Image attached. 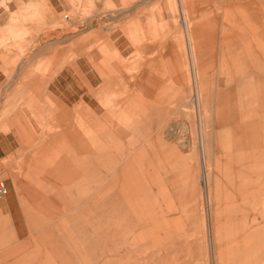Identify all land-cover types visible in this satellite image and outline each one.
Wrapping results in <instances>:
<instances>
[{"label": "rangeland", "instance_id": "1", "mask_svg": "<svg viewBox=\"0 0 264 264\" xmlns=\"http://www.w3.org/2000/svg\"><path fill=\"white\" fill-rule=\"evenodd\" d=\"M181 1L0 0V50L18 51L0 131L19 132L0 159V264H264V0ZM248 24L232 72L221 36ZM71 121L80 160L53 178L36 150ZM56 140L42 163L70 161Z\"/></svg>", "mask_w": 264, "mask_h": 264}, {"label": "crops", "instance_id": "2", "mask_svg": "<svg viewBox=\"0 0 264 264\" xmlns=\"http://www.w3.org/2000/svg\"><path fill=\"white\" fill-rule=\"evenodd\" d=\"M192 2H193V0H182L181 1V8L184 9V10L187 9ZM228 13H229V10H226L225 16L231 17V16L228 15ZM253 17L257 18L258 16L256 15V16H253ZM231 20H233V19H231ZM254 20H256L254 26L257 27V25H258L257 24V19H254ZM232 22L233 21H229V23H231V25L233 26ZM2 25L3 24H0V26H2ZM232 26H230L229 30L225 29L223 35L221 36V41L222 40L224 41L223 42L224 46L221 47V51L220 52H221V56H222V54L225 55V58H226L225 64H229L230 63V61L227 60V56L228 55H230V57H233L236 62H234V60L232 58H229V60L231 59V61H232L231 63L235 67H231L232 68L231 70L224 68V70H226V71L230 70L232 72L233 71L234 72L235 71L243 72L245 70V68H243V65H241L239 67H237V65L245 63V56H246L247 52H245V53L244 52L237 53L236 51L229 52L228 49L229 48H233V49L236 50V48L249 47V45L247 43L244 45L242 41L245 40V39L246 40L248 39L246 36H247V34H248V32H249V30L251 28H249V24L248 25H239L238 27H236V26L232 27ZM206 29L209 32H211L212 31L211 30L212 26H208V27H206ZM212 34H213V31H212ZM212 37L213 36L208 33V38L212 39ZM28 39L36 40L38 42V44L40 45V40L42 39V36L40 34L36 35V33H34L32 35V37H29ZM198 41L200 42V40H198ZM254 46L257 48L258 44L254 43ZM251 47L254 48L253 44L251 45ZM42 51H48V49L47 48L46 49H40L38 47H35L32 50H28V52H27L28 59H27V61H21L20 62L21 65H19V67H17V70H16L17 73L24 69L25 66H23V65L34 64L37 61V59L40 57ZM197 52H198V50L194 54H197ZM16 55L18 56V51H15L13 49H7L6 51L5 50H0V56L6 57L4 59V61H3V63L0 62V66L4 65V64H9L13 60V57L16 56ZM169 56L170 55L168 53H163L162 57L160 59H158L157 61L155 60V61L148 62L147 63L148 67H146V72H149V71L151 72V71H154L155 69L156 70H160V69H157V68H153L154 64L158 67V65L160 66V64H163L165 62L168 63V57ZM192 57H195V56L192 55ZM222 62H224V61H222ZM148 69H150V70H148ZM169 69L170 68H168V67H164L163 68V70H165V71H168ZM142 70L144 71V69H142ZM171 70H172V68H171ZM0 79H3L1 74H0ZM84 100L86 101V96L85 95L80 97L79 103L80 104L85 103ZM68 103L71 104L72 100H69ZM71 128H72V121L67 126V128L63 129L61 132L49 135L50 137L45 135L46 137H44L43 139H41L39 141L40 142V145H39L40 147L37 148V150H36L38 156H36V159H35V160H37V162L39 164V169H42V168L50 169V167L54 168L56 166L57 162H59L60 158L62 157V154H61L62 151L65 152L66 148L64 150L62 148H61V150H60V148L57 149L56 151H58V152L56 153V155H54L52 157V159L50 160V162H47V163H42L41 162L42 159L44 158L43 154H44V152H46L48 147L51 145V141L54 142V143H57L56 139H52L53 136H57L58 138L63 137L65 139L68 136L69 132L71 131ZM8 129H9V131L6 132V133L0 131V159L3 158L5 155H8L10 152H13L16 149V146H17V144L15 143L13 137L16 136V135H19V132H17L18 128L10 127ZM48 140H50V141H48ZM39 173L43 174L44 172H39ZM55 175H57V173H55ZM14 180L15 179L13 178V181ZM16 181H17V179H16ZM18 181H19V179H18ZM22 182L23 181H21V183Z\"/></svg>", "mask_w": 264, "mask_h": 264}, {"label": "bare ground", "instance_id": "3", "mask_svg": "<svg viewBox=\"0 0 264 264\" xmlns=\"http://www.w3.org/2000/svg\"><path fill=\"white\" fill-rule=\"evenodd\" d=\"M68 16V15H67ZM89 24V23H88ZM83 25H85V24H83ZM88 27H89V25H88ZM235 29V28H234ZM199 41H197V44H198V46H199ZM202 43V42H201ZM230 50V51H229ZM228 51L229 52H232V51H236L235 49H233V48H229L228 49ZM226 52V51H225ZM223 55V54H222ZM223 57H224V59L226 60V58H225V55H223ZM157 61V60H156ZM151 62V61H150ZM152 64V63H151ZM150 64V65H151ZM195 64H197V63H195ZM154 68V67H153ZM220 69L221 70H224V68H223V66H221L220 67ZM219 69V70H220ZM148 70H150V69H148ZM198 70H205L204 68H199ZM144 71L146 72V68L144 69ZM150 72V71H149ZM151 74V73H150ZM152 75V74H151ZM155 80V79H154ZM152 81V83H150V84H146L145 83V85L146 86H149L150 88L151 87H158V88H160V85L158 84V83H156L155 81ZM144 84V83H143ZM197 84V83H196ZM246 86V85H245ZM150 88H146L145 89V97H146V99H147V96H149L150 95V93L151 92H153V91H150L149 89ZM200 88V87H199ZM247 88V87H246ZM154 89H157V88H154ZM152 90V89H151ZM156 92H157V90H156ZM164 94V92L163 91H161V90H159L158 92H157V94L155 95V97H157V98H159L160 97V95H163ZM85 98V97H84ZM153 99V101L155 100L154 98H152ZM85 101V100H84ZM80 104V103H79ZM199 104V103H198ZM134 120V119H133ZM132 123H133V121H132ZM119 124V123H118ZM83 125L84 124H82V123H80L79 121H77V122H72V128H71V131L69 132V136H70V138H71V145L68 147V153H69V156H70V163L68 162V159H61V161H59L58 163H57V165H56V168H55V171H53L52 173H49V175L50 176H52L53 178H54V176H56L55 175V173H57V174H61L62 172H63V174L65 173V174H67L68 173V175L69 176H73V172L75 171L74 170V167H76L75 166V164L77 165V163H79L77 160H80L79 158H78V156H76V155H74L73 154V150H72V144L74 143V142H76V140L77 139H75V137H78L79 135H83L82 134V127H83ZM107 129V128H106ZM97 134H99V132H97ZM100 134L101 135H103V133L102 132H100ZM54 139H56V136H55V138ZM67 141L68 140H66V143H67ZM90 141H92V140H90ZM90 141H87V143H90ZM69 142V141H68ZM70 144V143H69ZM69 144H67V145H69ZM88 145V144H87ZM84 148V147H83ZM205 148V147H204ZM216 148L218 149V146H216ZM215 148V149H216ZM87 150L89 149L88 147L86 148ZM220 149V148H219ZM62 158V157H61ZM83 161V160H82ZM36 164H37V162H36ZM39 165V164H38ZM36 167H37V165H36ZM38 168V167H37ZM207 168V167H206ZM205 168V169H206ZM39 169V168H38ZM44 169V168H43ZM42 170V169H41ZM41 170H39V171H41ZM45 172V171H44ZM51 177V178H52ZM216 233V232H215ZM218 259H219V257H218Z\"/></svg>", "mask_w": 264, "mask_h": 264}, {"label": "built area", "instance_id": "4", "mask_svg": "<svg viewBox=\"0 0 264 264\" xmlns=\"http://www.w3.org/2000/svg\"><path fill=\"white\" fill-rule=\"evenodd\" d=\"M64 19H68V16L65 15ZM6 194H7V190H6L5 186L2 183H0V195L5 196Z\"/></svg>", "mask_w": 264, "mask_h": 264}]
</instances>
